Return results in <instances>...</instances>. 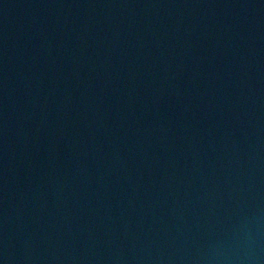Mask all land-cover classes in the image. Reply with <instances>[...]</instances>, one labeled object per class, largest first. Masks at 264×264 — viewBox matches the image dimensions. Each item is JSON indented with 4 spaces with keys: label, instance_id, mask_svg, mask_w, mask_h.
<instances>
[{
    "label": "water",
    "instance_id": "water-1",
    "mask_svg": "<svg viewBox=\"0 0 264 264\" xmlns=\"http://www.w3.org/2000/svg\"><path fill=\"white\" fill-rule=\"evenodd\" d=\"M0 264H264V0H0Z\"/></svg>",
    "mask_w": 264,
    "mask_h": 264
}]
</instances>
